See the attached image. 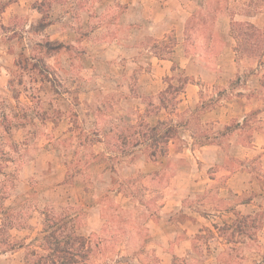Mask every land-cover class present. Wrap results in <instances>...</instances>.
Returning <instances> with one entry per match:
<instances>
[{
    "label": "rangeland",
    "instance_id": "374dc122",
    "mask_svg": "<svg viewBox=\"0 0 264 264\" xmlns=\"http://www.w3.org/2000/svg\"><path fill=\"white\" fill-rule=\"evenodd\" d=\"M207 1L0 0V264L43 253L45 214L89 240L87 264H264L263 162L229 148L264 132V56L231 32L263 29L264 8L187 24ZM159 123L155 158L126 139ZM237 170L253 175L235 193Z\"/></svg>",
    "mask_w": 264,
    "mask_h": 264
},
{
    "label": "trees",
    "instance_id": "16d2710c",
    "mask_svg": "<svg viewBox=\"0 0 264 264\" xmlns=\"http://www.w3.org/2000/svg\"><path fill=\"white\" fill-rule=\"evenodd\" d=\"M17 1L19 0H8V3ZM224 1H207L206 5H208L203 9V12L193 14L187 24L198 25L202 31H205L209 22L213 20L215 13L219 11V7L216 6H219ZM244 1L243 7L240 9L242 16L253 17L264 8V0ZM41 7L42 3L39 4L37 9L40 10ZM231 32L233 39L236 41L235 54L241 55L245 59H261L264 56V28L257 29L248 22L232 23ZM170 88L161 93L160 104H163L162 96L168 94ZM178 91L176 92L178 93ZM161 126H163L161 123L155 127L146 126L141 133H131L129 136L124 135V137L126 136V139H130L129 137L139 136L140 142H136L134 147L143 144L145 150L149 151L148 156L155 158L157 152L161 151L159 145H167L171 139L169 136L171 133L168 135L167 132L162 134L158 132ZM204 145L207 144H202L201 146ZM37 249H40L43 253L39 255L38 252L32 250L26 255L25 264H87L90 256L89 240L74 232H69L67 223L61 224L49 214H45L41 245L37 246ZM28 257L31 260H28Z\"/></svg>",
    "mask_w": 264,
    "mask_h": 264
},
{
    "label": "crops",
    "instance_id": "0c3cea01",
    "mask_svg": "<svg viewBox=\"0 0 264 264\" xmlns=\"http://www.w3.org/2000/svg\"><path fill=\"white\" fill-rule=\"evenodd\" d=\"M246 111L237 120V123H241L244 120L245 114L247 113ZM213 115H215V112L213 113ZM223 117L226 118L224 114L222 116L221 114L219 116H216L215 118L212 119L213 123L216 124L222 123ZM227 117L228 119H230L233 116L228 115ZM258 119L261 120L264 124V110L261 111V113H259ZM229 148L230 150H232L231 154L233 155V157L239 161H244V160L248 161L258 156L259 159L263 162L262 167L264 169V132L263 131H254L249 145L247 144L246 146H243L241 144H235L230 146ZM198 154L199 155L197 159L205 163H210L212 161V163L214 164L219 160L223 159L221 148L217 145H210V144L204 145L200 147ZM225 172L229 176L226 181V184L228 185L229 189H232L235 193L237 192L235 189L241 184H243V182L247 181V176L253 175V173L248 170H237L234 172L225 171Z\"/></svg>",
    "mask_w": 264,
    "mask_h": 264
}]
</instances>
